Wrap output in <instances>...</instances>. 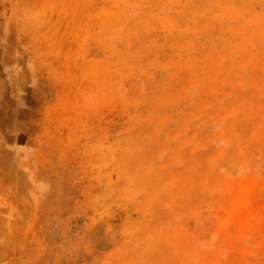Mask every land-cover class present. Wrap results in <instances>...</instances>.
<instances>
[{
  "label": "rangeland",
  "instance_id": "obj_1",
  "mask_svg": "<svg viewBox=\"0 0 264 264\" xmlns=\"http://www.w3.org/2000/svg\"><path fill=\"white\" fill-rule=\"evenodd\" d=\"M0 264H264V0H0Z\"/></svg>",
  "mask_w": 264,
  "mask_h": 264
}]
</instances>
